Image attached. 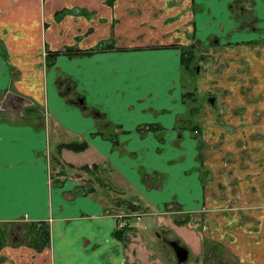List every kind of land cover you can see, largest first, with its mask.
I'll return each mask as SVG.
<instances>
[{
    "label": "crops",
    "instance_id": "1",
    "mask_svg": "<svg viewBox=\"0 0 264 264\" xmlns=\"http://www.w3.org/2000/svg\"><path fill=\"white\" fill-rule=\"evenodd\" d=\"M104 1L0 0V102L7 93L13 101V95L25 99L15 102L19 111L11 104L0 106V222L42 221L49 232L42 249L2 247L0 264H156L154 251L143 247L137 230L126 233L123 242L112 235L121 212L107 208L125 192L145 210L173 204L189 215L202 214L207 227L227 222L214 212L219 201L214 177L203 183L198 172L209 166L198 142L214 143L213 133L220 130L207 106L200 112L181 98L191 88L182 80L178 47L188 45L183 31L195 32L192 0H113L111 7ZM131 1L137 6L147 2L150 12L156 4L158 14L179 15V23L125 19L127 11L138 13L128 10ZM62 9L63 17L56 20ZM261 14L256 23L263 38ZM122 26H127L124 34ZM251 33L230 30L248 39ZM107 39L112 48L59 54L46 63V49L88 51ZM238 39L228 47L251 41ZM199 77L190 86L202 94L214 77L209 73L204 83ZM64 78L75 98L64 96ZM185 112L193 118L188 120ZM194 123L200 139L189 130ZM148 124L159 130L145 129ZM80 141L88 144L84 151L56 150L60 143ZM82 165L88 167L87 178L79 170ZM94 181L102 184L100 194L87 192ZM258 243L256 249L238 240L235 247L249 256L244 260L257 262L264 241Z\"/></svg>",
    "mask_w": 264,
    "mask_h": 264
},
{
    "label": "rangeland",
    "instance_id": "2",
    "mask_svg": "<svg viewBox=\"0 0 264 264\" xmlns=\"http://www.w3.org/2000/svg\"><path fill=\"white\" fill-rule=\"evenodd\" d=\"M112 1L106 0L104 4L111 7ZM192 2L189 7L192 13L190 24L194 26L195 32L192 30L187 35L183 31L182 37L188 42L187 48L184 47L186 49L192 47L196 58L192 64L193 72L187 74L182 69L181 74L183 82L189 83L194 82L197 76H200L197 81L204 83L209 73L214 77L212 84L205 83L210 86L205 85L202 94L199 93V89L192 86L189 92L194 93L196 103L193 106H198L197 110L207 106L206 112L220 130L213 133L214 143L208 139L198 142L201 152L207 151L202 159L206 166L209 165L207 167L200 165L198 172L199 180L203 183L214 177V195L219 200L218 205L213 207L214 212L227 222L221 223L217 220L214 229L204 224L202 214L191 216L188 211L181 210L173 204L161 205L162 207L154 209L150 207L147 210H144L145 205L139 204L141 209L132 215L129 214L130 217L139 214L129 223L130 228L137 230L136 235L144 248L154 251L156 264H176L166 243L173 239L188 251L186 262L183 264H264V247L260 248V258L257 262L244 260L249 256H242L240 249L235 247V243L240 240L258 249V242L264 241V37L259 36L263 29L258 27L260 23H256L259 22V15L261 13V16L264 15V0H192ZM147 4L144 2L137 6V2H129L128 10L138 13L134 15L127 11L125 19L135 22L144 20L149 24L154 22L156 25L179 23V15L170 17L160 15L158 14L160 8L156 4L154 10L150 12ZM165 5L169 7L170 3L166 2ZM177 5L181 6V2H177ZM194 17L197 18L196 24ZM184 19L188 20L187 17ZM189 22L190 20L187 24ZM122 27L119 32L124 34L127 26ZM232 28L236 32L245 31L246 35L252 31L253 37L248 39L244 35L239 37L230 34ZM237 38L238 41L251 40L248 42L252 44L251 48L242 46L248 45L246 42L228 47V44ZM197 42L201 45H196ZM71 87L73 86L69 84L67 78L62 79L63 94L67 98H75L77 95L71 93L73 91ZM188 103L190 106L191 102ZM183 115L188 120L194 116L193 114L188 116L186 112ZM80 172L87 178L86 171ZM90 172L95 171L92 169ZM91 185L87 192L96 191V194H100L102 188L99 186L102 184L94 181ZM125 193L120 195L121 198L115 197L116 200H130L129 194ZM110 203L107 211L111 213L117 207L113 202ZM117 226L120 227L118 224ZM7 228V234L11 238L9 244L11 242L15 244L18 237L24 235L26 224L16 220ZM240 230L244 233L242 234ZM124 248L128 255L127 247ZM1 258L3 261L4 258L0 256Z\"/></svg>",
    "mask_w": 264,
    "mask_h": 264
},
{
    "label": "trees",
    "instance_id": "3",
    "mask_svg": "<svg viewBox=\"0 0 264 264\" xmlns=\"http://www.w3.org/2000/svg\"><path fill=\"white\" fill-rule=\"evenodd\" d=\"M78 10H73L71 9V12H75ZM64 9L58 11L55 13L54 17L56 20H60L63 17V13H64ZM79 12V11H78ZM191 36V35H190ZM103 46L99 47H93L90 50H79L78 48H73L71 46H65L63 49L61 50H53V51H49L48 49L45 50V59H46V63H52L53 59L56 58L57 55L59 54H64L67 56H76V55H84V54H91L93 51H96L97 49L102 50L104 48H112L111 45V40L107 39V42L105 41L104 44H102ZM160 47V46H158ZM161 48V47H160ZM179 50V64L181 69H183L185 71V73L187 74H191V72H193V65L194 64V59L196 58L194 50L190 47V49H186L183 46L178 47ZM191 84L188 82L189 87ZM194 93L193 92H186L185 94L183 93L182 97L185 101L187 100V102H191V104L195 103L194 101ZM145 129H149L151 130V132H156L157 130H159V126L156 125H145ZM189 130H191V133H193L195 139H200V135H199V127L197 125V123H194L192 127L189 128ZM87 142L86 141H80V142H66V143H60L56 146V150L60 151L62 149H68V150H73V151H82L87 147ZM52 155L50 156V162L53 160L52 159ZM51 166H53V161ZM79 170L81 171H87L88 167L87 165H82L81 167H79ZM53 175V173H52ZM116 198H121L120 195H118V197ZM116 198L113 199V205L117 208H121L118 209V211H122L121 212V216H116L114 218L115 222L113 223L115 225L114 227V231H113V236H115L119 241L123 242L125 237H127L125 234L128 232H132V228H130L129 226H127V222L130 221H134L135 216H138L139 214H135V216L130 217V215H132V213L138 212L139 209H141L139 207V201L134 199L133 197H130V200H116ZM141 205V204H140ZM145 210V209H144ZM130 214V215H129ZM192 215H196V214H192ZM191 215V216H192ZM116 222H124V224H122L120 227L117 226ZM11 222H0V224H2L0 226V249L7 245V246H12V247H16L20 244L29 246L32 245L34 249L37 248H44L48 245L49 242V232L47 229V224L45 222L42 221H38V222H28V224H26V228L24 231V235H20L18 237V241L15 242V244H13L11 242V244H9L11 238L9 236V234H7L8 232V226H10ZM34 232V233H33ZM13 241V240H12ZM24 242V243H23ZM30 247V246H29Z\"/></svg>",
    "mask_w": 264,
    "mask_h": 264
},
{
    "label": "water",
    "instance_id": "4",
    "mask_svg": "<svg viewBox=\"0 0 264 264\" xmlns=\"http://www.w3.org/2000/svg\"><path fill=\"white\" fill-rule=\"evenodd\" d=\"M9 93L5 94V96L3 97V100H1L0 102V106L1 107H6L7 105L11 104L12 107H15L18 111L20 110V104H16L15 102L17 101L18 103H21L25 101L24 98L17 96V95H13L15 101L11 100L10 96L8 95ZM12 95V94H10ZM169 247L172 248L173 253H174V258L176 259L177 262H184L185 261V257H186V251L183 248H180L179 246L176 245V242L173 241L171 242L169 245Z\"/></svg>",
    "mask_w": 264,
    "mask_h": 264
},
{
    "label": "flooded vegetation",
    "instance_id": "5",
    "mask_svg": "<svg viewBox=\"0 0 264 264\" xmlns=\"http://www.w3.org/2000/svg\"><path fill=\"white\" fill-rule=\"evenodd\" d=\"M120 223H121V224H124V222H120ZM129 223H130V221L127 222V226L130 227V224H129ZM124 225H125V224H124ZM155 236H156V238H158V236L156 235V233H155ZM160 240H161V238H160ZM173 241L176 242V245H177V246H179L180 248L185 249L183 246H180V243H179L176 239H173V240H171V241L166 242V243H167V247H169L168 245H169L171 242H173ZM169 249H170V251H171V253H172V255H173V259H175V258H174L175 255H174V253H173L172 248L169 247ZM185 251L188 253L187 249H185ZM187 253H186V256H188ZM185 258H186V257H185ZM185 262H186V259H185L184 262H181V263H180V262H177L176 259H175V263H176V264H183V263H185Z\"/></svg>",
    "mask_w": 264,
    "mask_h": 264
},
{
    "label": "built area",
    "instance_id": "6",
    "mask_svg": "<svg viewBox=\"0 0 264 264\" xmlns=\"http://www.w3.org/2000/svg\"><path fill=\"white\" fill-rule=\"evenodd\" d=\"M122 224L119 222V226H121Z\"/></svg>",
    "mask_w": 264,
    "mask_h": 264
}]
</instances>
